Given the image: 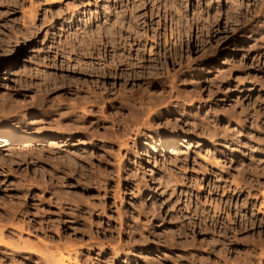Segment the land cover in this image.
<instances>
[{"label":"rangeland","instance_id":"rangeland-1","mask_svg":"<svg viewBox=\"0 0 264 264\" xmlns=\"http://www.w3.org/2000/svg\"><path fill=\"white\" fill-rule=\"evenodd\" d=\"M0 264H264V0H0Z\"/></svg>","mask_w":264,"mask_h":264},{"label":"bare ground","instance_id":"bare-ground-1","mask_svg":"<svg viewBox=\"0 0 264 264\" xmlns=\"http://www.w3.org/2000/svg\"><path fill=\"white\" fill-rule=\"evenodd\" d=\"M57 138V137H56ZM21 140V139H20ZM60 159V158H59Z\"/></svg>","mask_w":264,"mask_h":264}]
</instances>
